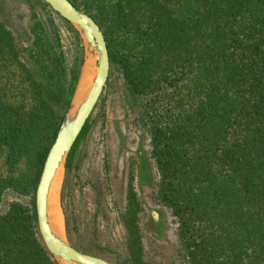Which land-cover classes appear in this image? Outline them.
<instances>
[{"label": "trees", "instance_id": "trees-1", "mask_svg": "<svg viewBox=\"0 0 264 264\" xmlns=\"http://www.w3.org/2000/svg\"><path fill=\"white\" fill-rule=\"evenodd\" d=\"M67 1L100 27L110 65L142 103L158 202L186 264H264V0ZM29 36L23 47L0 16V204L8 191L34 196L78 81L33 9ZM137 159L142 182L152 164ZM0 264H57L33 208L0 215Z\"/></svg>", "mask_w": 264, "mask_h": 264}, {"label": "rangeland", "instance_id": "rangeland-1", "mask_svg": "<svg viewBox=\"0 0 264 264\" xmlns=\"http://www.w3.org/2000/svg\"><path fill=\"white\" fill-rule=\"evenodd\" d=\"M32 9L51 23L61 41L65 66L72 71L78 68L79 78L84 41L43 2L1 0L0 16L18 43L27 47ZM92 65L89 62L90 70ZM141 105L130 96L121 71L110 65L108 81L72 163L67 168L66 161L50 194L56 196L61 216L59 235L76 251L109 264H186L177 223L158 202V175L150 158L149 135L140 117ZM140 151L152 164L151 177L145 176L142 182L137 170ZM13 203L35 211L34 196L8 191L0 204V215ZM127 218L136 221L138 242L130 239L124 224Z\"/></svg>", "mask_w": 264, "mask_h": 264}, {"label": "water", "instance_id": "water-1", "mask_svg": "<svg viewBox=\"0 0 264 264\" xmlns=\"http://www.w3.org/2000/svg\"><path fill=\"white\" fill-rule=\"evenodd\" d=\"M42 2L76 30L84 41V64L86 61L91 62L93 68L89 73L90 82L77 102L81 71L72 99L43 165L34 194L38 234L46 251L57 264H109L102 259L82 254L72 248L53 231L49 217L50 194L58 174L98 104L108 81L110 60L107 44L96 22L87 14L75 9L67 0H42Z\"/></svg>", "mask_w": 264, "mask_h": 264}, {"label": "bare ground", "instance_id": "bare-ground-1", "mask_svg": "<svg viewBox=\"0 0 264 264\" xmlns=\"http://www.w3.org/2000/svg\"><path fill=\"white\" fill-rule=\"evenodd\" d=\"M90 71L91 70L89 68V63H88V61H86V63L84 64L83 70H82V75H81L79 87L77 90V98H76L77 102H78V100H80L82 93L85 91V89L87 88V86L90 82V77H89ZM59 180H60V178H59ZM49 211H50V224H51L53 231L57 234H61V232H62V221H61V216L57 211L56 196L54 194L50 195Z\"/></svg>", "mask_w": 264, "mask_h": 264}]
</instances>
